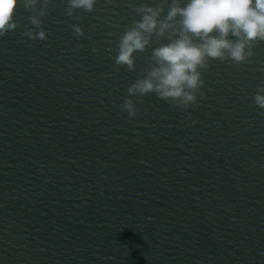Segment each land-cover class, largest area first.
I'll return each mask as SVG.
<instances>
[{
	"label": "water",
	"instance_id": "1",
	"mask_svg": "<svg viewBox=\"0 0 264 264\" xmlns=\"http://www.w3.org/2000/svg\"><path fill=\"white\" fill-rule=\"evenodd\" d=\"M170 2L68 16L50 0L45 40L21 35L38 29L17 7L0 37V264H264V41L243 64L209 60L187 109L128 97L169 40L130 71L119 39L133 8L162 3L163 18ZM125 97L134 118L117 110Z\"/></svg>",
	"mask_w": 264,
	"mask_h": 264
},
{
	"label": "clouds",
	"instance_id": "2",
	"mask_svg": "<svg viewBox=\"0 0 264 264\" xmlns=\"http://www.w3.org/2000/svg\"><path fill=\"white\" fill-rule=\"evenodd\" d=\"M50 0H0V37L19 25L14 19L17 7L31 13L30 23L38 31L25 30L22 36L29 39H46L41 17L46 15ZM96 0H67L64 12L72 16L74 10L85 13L94 10ZM39 4V7H38ZM140 16L120 37L115 57L118 66L134 68V52H143L153 37L169 42L152 49L151 66L143 78L127 88L128 97L155 93L158 99L171 101L173 107L187 109L202 97L205 81L201 79L209 60L231 61L243 64L253 56L258 42L264 41V0H171L166 15L162 3L155 6L139 5L132 10ZM179 18V19H177ZM73 31L82 35L79 26ZM234 39H229V36ZM96 51L95 48L92 49ZM255 104L264 109V86L257 87ZM125 97L118 112L134 118L137 109L134 101ZM195 123V121H193Z\"/></svg>",
	"mask_w": 264,
	"mask_h": 264
}]
</instances>
